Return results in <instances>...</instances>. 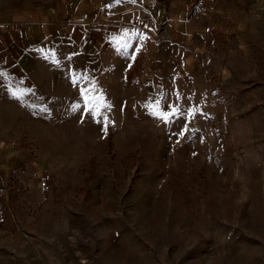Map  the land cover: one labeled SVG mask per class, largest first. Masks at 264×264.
Listing matches in <instances>:
<instances>
[{
  "label": "rangeland",
  "instance_id": "obj_1",
  "mask_svg": "<svg viewBox=\"0 0 264 264\" xmlns=\"http://www.w3.org/2000/svg\"><path fill=\"white\" fill-rule=\"evenodd\" d=\"M168 1L0 0V21L45 23L43 43L0 53V148L17 159L0 264H264V0H184L203 49L174 48L207 64L147 93Z\"/></svg>",
  "mask_w": 264,
  "mask_h": 264
},
{
  "label": "crops",
  "instance_id": "obj_2",
  "mask_svg": "<svg viewBox=\"0 0 264 264\" xmlns=\"http://www.w3.org/2000/svg\"><path fill=\"white\" fill-rule=\"evenodd\" d=\"M169 9L167 15L169 16L168 21L169 28L173 29V39L171 41L160 42L152 48L151 53L153 52V57L149 60L146 57L142 58V63L144 67L145 73H153L150 75V78L147 81V84L144 86L147 93L149 92H159L158 87L156 86V82L160 81L165 73H188V71H195L197 73V69H194L197 65H200V68L204 67V64H207V59L201 58L198 53H192L191 55H177L176 49L174 48L175 43L182 42V41H189L193 40L196 44L200 42L201 34L203 35V29L206 25H203L205 22L204 20H199L200 25L198 26L196 23L187 21L185 19V4L184 0H169ZM149 6V4H147ZM255 9H258L256 5L254 6ZM144 12V11H143ZM220 13V12H218ZM216 13V14H218ZM219 16V17H217ZM211 16L209 21L211 24H215V22L224 21V16ZM62 14L55 17V21L53 20L52 24H54V30L58 35L62 32L65 35V40L69 42H75L76 40L71 38L72 32L74 33L75 27L70 22H61ZM15 19L16 21H0V53L3 57L4 53L3 50H8V48L14 49H21L20 47H28L30 45L36 43H43L45 41V28L44 24H42V19L40 22L35 21L34 25H29L28 23H24L26 18L24 15H18ZM139 22V24H146L145 27H151L150 22H154L153 19H149L147 17L144 20V16ZM170 22V23H169ZM221 22H219L220 24ZM249 24V23H248ZM247 21H239L238 23V30L248 32ZM34 26V27H33ZM33 27V28H32ZM28 29L29 32L27 31ZM48 29V27H47ZM241 34V33H240ZM69 36V37H67ZM30 37V42L28 38ZM241 44L240 48L242 52L246 53L249 49L247 47L248 43L246 40V36H241ZM101 49V44L99 46ZM203 48H201L202 50ZM197 50L201 51L197 44ZM169 54V57H167ZM236 57V56H235ZM4 58V57H3ZM183 58V59H181ZM2 61V60H0ZM205 62V63H204ZM204 63V64H201ZM171 75V74H170ZM175 79V77H173ZM168 93H172V91L168 90ZM15 160L16 163V156L12 154V149L8 148L4 150L0 148V191L2 190L4 184V176L15 164L13 162ZM20 163V162H18Z\"/></svg>",
  "mask_w": 264,
  "mask_h": 264
}]
</instances>
